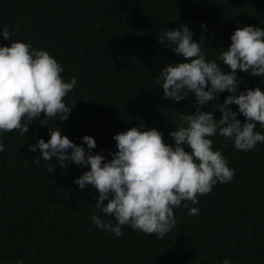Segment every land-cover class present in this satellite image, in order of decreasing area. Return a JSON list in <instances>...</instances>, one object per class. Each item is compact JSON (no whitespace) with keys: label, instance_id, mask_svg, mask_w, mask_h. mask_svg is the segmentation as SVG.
Returning a JSON list of instances; mask_svg holds the SVG:
<instances>
[{"label":"trees","instance_id":"1","mask_svg":"<svg viewBox=\"0 0 264 264\" xmlns=\"http://www.w3.org/2000/svg\"><path fill=\"white\" fill-rule=\"evenodd\" d=\"M181 23L191 28L193 39L203 38L206 58H214L230 44L237 26L264 27V0H0V26L12 33L8 38L0 34V44L16 38L46 48L63 65L61 76L77 80L64 97L71 107L66 120L48 117L42 124L41 112L27 132L13 129L0 136L5 143L0 151V264H15L17 258L23 264H220L225 257L236 264H264V142L243 151L213 136V147L222 150L234 175L197 194L198 214H188L184 201L175 206L176 224L162 238L129 225L122 226L120 236L97 228L90 215L105 214L94 207L96 188L74 183L89 165L62 166L52 157L54 171L49 172L39 148L28 150L36 138L47 140L48 128L56 126L78 144L84 143L83 135H92V152L102 150L108 159L116 151L113 134L140 123L156 127L165 142L174 143L168 133L179 120L177 113L194 111L195 98L191 93L180 101L163 97L155 77L166 63L185 59L165 47L167 40L158 41L166 28ZM236 71L238 90H264V76ZM228 94L220 92L202 109L219 117L215 107ZM238 118L244 120L239 113ZM259 124L256 130L264 132ZM105 218L115 222L110 215Z\"/></svg>","mask_w":264,"mask_h":264},{"label":"clouds","instance_id":"2","mask_svg":"<svg viewBox=\"0 0 264 264\" xmlns=\"http://www.w3.org/2000/svg\"><path fill=\"white\" fill-rule=\"evenodd\" d=\"M201 28L207 26L201 22ZM0 34L12 36L6 25ZM185 59L166 63L155 77L162 86L163 97L180 101L191 93L196 108L192 112L180 111L179 120L168 133L174 143L163 139L162 131L143 123L113 134L116 151L111 158L103 151L92 152L96 141L92 135L81 137L84 143H75L62 134L58 126L49 127V138L38 137L28 150L47 161L46 169L54 171L49 161L67 166L89 167L74 178L80 188L93 185L94 207L111 220L96 212L90 215L92 224L115 236L122 234V226L129 225L144 233L164 237L176 224L174 207L184 201L188 214H198V193L206 194L218 181L227 183L234 175L220 148H214L215 135L231 140L239 150H256L264 142V90L259 86L238 90L236 69L264 76V27L253 24L237 26L230 34V44L214 58H206L201 45L203 38L193 39L191 28L184 23L166 28L158 41ZM221 62L228 66L225 70ZM63 65L46 48L34 47L31 41L13 39L10 44H0V136L6 131H28L29 123L44 116L40 123L48 124V117L68 118L71 107L64 97L77 83L72 76L65 80ZM229 94L218 103L220 116L205 111L202 106L214 100L222 91ZM238 93V94H237ZM74 106V101H72ZM238 108L233 110L231 104ZM238 113L244 120L238 118ZM87 146V149L85 148ZM187 146V148H186ZM5 148L0 139V151ZM39 163V160L36 161ZM107 200V203H102ZM191 201V205L188 204ZM15 264H23L17 258ZM220 264H236L228 257Z\"/></svg>","mask_w":264,"mask_h":264}]
</instances>
